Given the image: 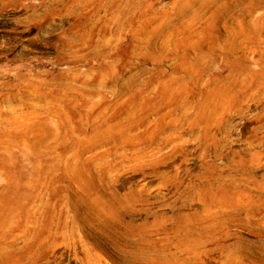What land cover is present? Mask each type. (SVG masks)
I'll return each mask as SVG.
<instances>
[{
  "label": "rangeland",
  "instance_id": "374dc122",
  "mask_svg": "<svg viewBox=\"0 0 264 264\" xmlns=\"http://www.w3.org/2000/svg\"><path fill=\"white\" fill-rule=\"evenodd\" d=\"M0 264H264V0H0Z\"/></svg>",
  "mask_w": 264,
  "mask_h": 264
}]
</instances>
